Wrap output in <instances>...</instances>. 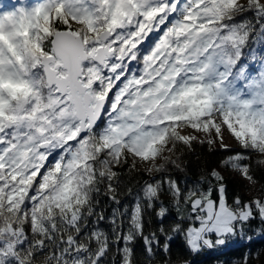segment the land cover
<instances>
[{
	"label": "snow or ice",
	"instance_id": "snow-or-ice-1",
	"mask_svg": "<svg viewBox=\"0 0 264 264\" xmlns=\"http://www.w3.org/2000/svg\"><path fill=\"white\" fill-rule=\"evenodd\" d=\"M201 134L221 159L182 184L171 169ZM257 172L264 0L0 6V264H173L176 239L193 257L247 246L253 225L264 236V187L230 198L223 173L254 186Z\"/></svg>",
	"mask_w": 264,
	"mask_h": 264
},
{
	"label": "trees",
	"instance_id": "trees-1",
	"mask_svg": "<svg viewBox=\"0 0 264 264\" xmlns=\"http://www.w3.org/2000/svg\"><path fill=\"white\" fill-rule=\"evenodd\" d=\"M185 169L183 171L175 168L171 169V174L178 178L181 183H191L199 178V173L203 170V163L215 166L216 163L221 159L220 147L209 146L206 142H193L191 149L182 150ZM147 172L141 166L140 173L129 174L126 170L123 175L124 184L135 189L139 183L143 182V179L147 178ZM256 178L259 181V188L264 187V174L257 172ZM225 182L228 186L230 198L239 195L245 198L242 194L244 183L237 181L232 177L224 176ZM121 200L124 204L131 206L132 197L121 194ZM103 201V197L101 198ZM110 210V208H109ZM153 226H149L147 231H151ZM260 226L258 224L253 225L249 231V235L252 236L250 244L245 246L246 242H238L233 244L231 247L225 249L223 253H202L198 256H190L187 252L181 248V240L176 239L172 247V259L173 264H180L177 259L178 256L185 260L193 261V264H235L239 261L245 253L251 252L253 255L259 253L260 258H253L250 260V264H264V236L260 235L258 230ZM160 264V261H157Z\"/></svg>",
	"mask_w": 264,
	"mask_h": 264
},
{
	"label": "rangeland",
	"instance_id": "rangeland-1",
	"mask_svg": "<svg viewBox=\"0 0 264 264\" xmlns=\"http://www.w3.org/2000/svg\"><path fill=\"white\" fill-rule=\"evenodd\" d=\"M15 2H16V0H0V6H3L5 4H7V5L14 4ZM36 2H38V0H28V3L29 4L36 3ZM204 139H205V137L201 134L200 137L196 141H194V142H200L201 140H204ZM225 143L228 144L229 147L235 148L234 141H232V140H230L228 138V134L227 133H225ZM212 146H214L216 148L220 147L219 143L214 144ZM141 166L147 172L146 167L143 164ZM223 175L224 176L232 177L235 180L242 181L244 183V186H243V189H242V194L245 197L244 198L245 201L250 200V199H253V198H255V197H257L259 195L260 188H259V185L258 184H256V185L253 186L248 181L242 179L240 176L235 175L233 173H223Z\"/></svg>",
	"mask_w": 264,
	"mask_h": 264
}]
</instances>
